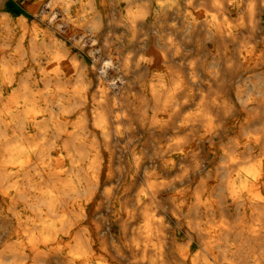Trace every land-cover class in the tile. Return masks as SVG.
Instances as JSON below:
<instances>
[{
    "label": "bare ground",
    "instance_id": "6f19581e",
    "mask_svg": "<svg viewBox=\"0 0 264 264\" xmlns=\"http://www.w3.org/2000/svg\"><path fill=\"white\" fill-rule=\"evenodd\" d=\"M237 5L0 0V264H264V0L245 34Z\"/></svg>",
    "mask_w": 264,
    "mask_h": 264
},
{
    "label": "rangeland",
    "instance_id": "374dc122",
    "mask_svg": "<svg viewBox=\"0 0 264 264\" xmlns=\"http://www.w3.org/2000/svg\"><path fill=\"white\" fill-rule=\"evenodd\" d=\"M238 1V5H237V7H236V9H234V11L232 12V14H231V18H238V17H241V18H238L239 19V21H240V23H241V28L240 29H238L236 32H238V33H240V34H245L246 32V24H247V22H246V16H247V14H246V7H247V3H248V0L246 1V0H237ZM245 1V2H244ZM256 2V0H253V3H255ZM239 8V9H238ZM242 8H243V10H242ZM203 9L206 11V14L207 15H210L211 14V9H212V7L208 4V3H205L204 5H203ZM60 18V17H59ZM245 18V19H244ZM58 28H59V33H58V36L60 37L63 33H64V29L66 28L63 24H59L58 25ZM106 35V36H105ZM109 35V36H108ZM108 36V37H107ZM62 39H63V37H61ZM101 38V39H100ZM102 38H105V40L104 39H102ZM107 38H108V40H109V38L111 39L112 38V36L110 35V32H108V31H106L105 32V34L103 35V36H99L98 37V39H97V42H96V44H95V46L94 47H97V50L96 51H93V53H94V55H97V53H99L100 54V52L102 51V48H104V45L106 46V40H107ZM72 43H73V41H72ZM75 43V42H74ZM102 43H104V44H102ZM207 47L209 48V49H211V46H209V44H207ZM194 45H193V43H191L190 44V42L188 43V47H187V54H189L190 52H192L194 49ZM99 49V50H98ZM98 51V52H97ZM87 52H88V50H87ZM95 52H97L96 54H95ZM92 53V54H93ZM115 54V53H114ZM89 56H91L90 54H89ZM219 67H220V64H219ZM182 71L183 72H185V69H183L182 68ZM115 81V80H114ZM112 143V144H111ZM118 143L117 142H115V141H113V142H110L109 143V147H110V151L113 153V155H114V161H117V154H118ZM117 227L116 226H111V235H113L114 236V238L116 237V234H117ZM112 240H114V239H112ZM4 242V237H2L1 239H0V245H2V243Z\"/></svg>",
    "mask_w": 264,
    "mask_h": 264
}]
</instances>
